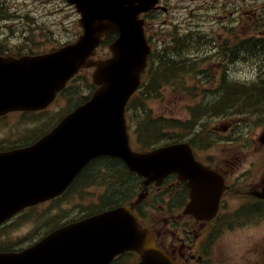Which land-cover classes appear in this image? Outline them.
<instances>
[{"label": "water", "instance_id": "95a60500", "mask_svg": "<svg viewBox=\"0 0 264 264\" xmlns=\"http://www.w3.org/2000/svg\"><path fill=\"white\" fill-rule=\"evenodd\" d=\"M156 1L68 0L79 13L82 27L74 42L40 54L0 55V114L13 109H42L81 67H95L91 76L97 87L86 102L34 144L12 151L8 158L0 156V164H14L16 171L31 182L25 185L26 192L36 189L33 194L38 197L59 193L91 158L111 154L122 158L130 171L143 176L145 185L159 183L166 174L176 172L191 188L185 212L206 218L215 211L220 180L194 160L189 145L169 144L144 153L131 151L128 145L124 106L139 84L150 51L144 36L145 21L139 19V14ZM112 30L119 34L109 44L111 56L91 58L103 34ZM142 196L131 205L63 227L47 237L53 246H32L19 255L0 253V260L17 259L20 264H109L118 253L134 250L140 255L137 264H172L132 212ZM17 205L0 211V222L8 212L16 211Z\"/></svg>", "mask_w": 264, "mask_h": 264}, {"label": "rangeland", "instance_id": "374dc122", "mask_svg": "<svg viewBox=\"0 0 264 264\" xmlns=\"http://www.w3.org/2000/svg\"><path fill=\"white\" fill-rule=\"evenodd\" d=\"M36 1L38 0H35V2L34 0H0V6L3 8L2 12L4 14L10 15L9 20H0V40L3 44H6L8 46V51L50 50L51 48H55L60 43L75 39L81 32V28L78 24L79 16L75 12L74 7L69 5L66 0ZM165 2H169L170 8L168 10L170 11L168 13H165L164 15H161V19L159 22L160 25H158V27H153L152 20L154 18L149 20V23H147L146 34L150 35L151 31L153 30L154 32H156V39L152 44L155 49L156 45L162 46L163 49L164 39H167L168 42H170L169 49L176 50L180 48L183 49L185 40L184 38L180 37L181 34H178L180 32L175 33V30H177L179 27L172 26L170 18L173 15L182 14L181 19H183L187 15L194 16L196 12H202L200 14L201 16H203L204 12H188L185 8H183V6L176 8L173 5H175L177 2H182L185 5H193L194 3L214 4L216 0H165ZM222 2V0H219L216 3V6L221 7L222 5L219 4ZM177 9H182V11H178ZM215 11H217V9ZM19 14H22V16L16 17ZM162 22H165L166 25L163 26ZM205 29H207L209 32L216 31L215 26L205 25ZM160 30H162V33H160ZM245 37H247V34L245 35ZM171 42H174V44L172 45ZM179 51H181V49ZM98 52L99 54L106 53L107 46H102V48H100ZM184 55L185 54H183V56ZM245 61L246 60H240L239 65L247 67ZM194 62L195 61H193V63ZM227 62H229V60L227 59L207 56L206 58H204V62L201 65V68L210 70L209 73L211 72V74L208 81H203V74L194 73L191 77L190 75L186 77L185 80H179L178 78H175L170 83L164 84L160 94L157 97L151 98V96H148V99L143 100V102H145L144 105L146 109L156 117L163 116L165 118L188 122L192 113L197 111L196 106H201L200 104L203 101V93L205 89L213 85L210 83V81L218 79L219 71H221V69ZM186 64H188L187 61ZM190 66L191 65L189 63L186 69L189 70L188 68ZM89 76V72H81L73 80V82H71V85L49 107L48 111L44 113L43 117H39L37 119L31 118L33 121H35L32 124H25L24 118L22 119L21 124L20 121L22 116L19 113L11 114L8 118L0 120V144L16 141L20 142L28 133L29 128L31 130L35 127L37 128V126L41 127L44 124L45 120L51 119L53 121L54 119H56V115L60 113L63 115V113H66L69 110L67 108L70 104H72L70 109L73 108L75 103L77 104L79 102L80 98H83L84 96L89 94ZM85 77L88 79L87 82ZM234 77H239L243 80H252L253 78H257L256 75L252 77L251 74H248L247 72L235 75ZM229 78L232 79L233 76L229 75ZM130 111H128L127 113V116L130 119L129 128L130 130H134L135 124L130 117ZM221 122H224L223 118H213L210 120H205V126L203 128L204 130H209ZM260 123L261 124H259L255 120H251V127L249 128V132L246 135L247 138L245 140H241L246 143V150L242 154V157L239 161V172L241 173L242 171L248 169L249 171L245 178V180L248 179V181L257 180L264 175V146H258L259 144L257 142V136L264 126V121H260ZM175 130L180 131L178 129ZM229 145L230 143H220L217 146L223 148ZM251 174H254L255 176H251ZM245 183L248 182L244 181V184ZM105 187V182H92L90 186L79 187V189H76L73 194L67 197V199L69 198L68 200L66 199L62 201L61 208L63 214L65 213V215L68 217L67 219L74 218L81 215L80 212H82L83 207H85V209H91V206L98 205L101 202L100 197L103 194ZM236 196L237 195H234L233 198L227 196L226 198L232 200L234 198L236 199ZM159 203L160 202L157 201L154 205L147 208L146 213L147 215H149V218H154V216L157 214V212L159 211ZM50 205L52 204H49V208ZM52 207V213L58 211V208L55 209L56 206L54 207L53 205ZM36 214L31 215V217H35ZM156 220H158L160 222V225H162V219ZM29 225L31 224L26 223L24 225V229L27 230ZM252 233L253 227L246 226L235 228L231 232L224 231L223 233H219L218 235L219 239H221L223 235L226 236L227 243L232 242L233 240L238 243H246L248 242V239H250V235Z\"/></svg>", "mask_w": 264, "mask_h": 264}, {"label": "flooded vegetation", "instance_id": "af4514ba", "mask_svg": "<svg viewBox=\"0 0 264 264\" xmlns=\"http://www.w3.org/2000/svg\"><path fill=\"white\" fill-rule=\"evenodd\" d=\"M253 44L255 49H264V41L256 43L254 39ZM7 149L10 148L0 147V151ZM241 157L237 147L225 150L221 147L207 157L208 164L224 176L227 184L220 199L219 210L209 221H199L191 215L182 213L189 191L176 181L174 176H171L170 182L162 186L149 185L147 200L168 201L171 211L166 213L160 208L154 216V219H162V225L157 220L146 225L142 219L140 220L152 230L157 245L175 264H264V198L255 193L263 185V176L257 180H245L249 170L239 172ZM83 171L77 175L75 181L89 184L87 174ZM89 173L95 175L96 172ZM97 176L100 178L99 183L105 182L108 186L119 180V177L112 180L108 172L103 170ZM244 181L248 183L244 184ZM234 195H237L235 200L226 198L227 196L233 198ZM8 197L4 194L3 202H6ZM61 199L62 196H57L26 206L2 224L0 252L20 251L34 246L57 228L59 225L56 222L62 216ZM54 202L57 203L55 209L58 208V211L52 213L53 208H49V204ZM136 212L141 213L140 210ZM34 214L36 215L32 218L31 215ZM51 217H55L56 220L55 223L49 224L48 219ZM26 223L31 224L27 230L24 229ZM246 226L253 227V233L246 243H238L234 240L227 243V237L224 235L219 239V233L231 232L235 228ZM43 246L48 245L43 244ZM126 254L133 253H124L115 258L111 264H120V259Z\"/></svg>", "mask_w": 264, "mask_h": 264}, {"label": "trees", "instance_id": "16d2710c", "mask_svg": "<svg viewBox=\"0 0 264 264\" xmlns=\"http://www.w3.org/2000/svg\"><path fill=\"white\" fill-rule=\"evenodd\" d=\"M3 8L0 6V20H9L10 15L4 14L2 12ZM11 19V18H10ZM109 37L111 34L108 35ZM107 36V37H108ZM1 38V35H0ZM107 39V38H106ZM242 44V43H241ZM250 49L251 54V47L247 45ZM7 50V45L3 44L0 40V53H3ZM261 49H252V53H259ZM174 51H169L165 48L163 51H156L152 52L149 56V67L144 74L143 82L141 83V90L137 98H141L142 96L147 98L148 96L157 94L158 90L165 84L170 83L175 78H184V69L186 67V61L188 60L186 57H183L184 54L183 50L178 52V56L174 57ZM263 54V53H262ZM256 63L259 66H264V59L257 58ZM257 82V81H256ZM254 82L253 85L251 84H235L234 86L225 87L223 90L220 91L222 96H225L227 99L233 100L232 98L238 97L239 102L242 104L249 105L248 112H253L256 110L264 109V82L259 81V83ZM226 84L227 81L225 82ZM237 87V88H236ZM239 87V88H238ZM244 89V90H243ZM135 98V99H136ZM226 98H224L223 103H226ZM217 103H213V105H207L204 109V113H210L214 110L224 111L226 107H229L233 104L232 101L229 102L224 106V108H220L218 104L221 103V99L215 100ZM131 104L134 106L135 103L133 101ZM143 104V102H142ZM143 113V119L140 121V126L138 130L140 132L139 141L143 144H148L152 142L153 139H168L172 137L170 134L171 130V120H164L160 118L151 119V115L146 109ZM109 168L114 170L113 178L120 177L118 176L120 171V166L115 162V160H111L108 163ZM98 167L96 165L93 166L92 171L97 172ZM117 173V174H115ZM128 181L123 186H111L108 187L105 195L103 196V205L106 207L114 206L119 204L120 202L128 199L132 196L134 190L137 187V178L136 176H132V174L128 173ZM121 178V177H120ZM119 178V179H120ZM118 183V181H117Z\"/></svg>", "mask_w": 264, "mask_h": 264}, {"label": "bare ground", "instance_id": "6f19581e", "mask_svg": "<svg viewBox=\"0 0 264 264\" xmlns=\"http://www.w3.org/2000/svg\"><path fill=\"white\" fill-rule=\"evenodd\" d=\"M246 62V61H245ZM243 63V62H242ZM238 66V65H237ZM237 88V87H236ZM239 88V87H238ZM244 90V89H243Z\"/></svg>", "mask_w": 264, "mask_h": 264}]
</instances>
